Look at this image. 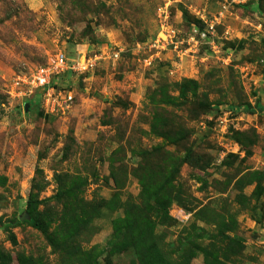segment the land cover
<instances>
[{
    "label": "rangeland",
    "instance_id": "obj_1",
    "mask_svg": "<svg viewBox=\"0 0 264 264\" xmlns=\"http://www.w3.org/2000/svg\"><path fill=\"white\" fill-rule=\"evenodd\" d=\"M0 264H264V0H0Z\"/></svg>",
    "mask_w": 264,
    "mask_h": 264
},
{
    "label": "built area",
    "instance_id": "obj_2",
    "mask_svg": "<svg viewBox=\"0 0 264 264\" xmlns=\"http://www.w3.org/2000/svg\"><path fill=\"white\" fill-rule=\"evenodd\" d=\"M58 65H60L61 67H63V65L65 64L64 58L62 56H60L57 60ZM49 69L46 68H42L38 71L37 75L35 76V82L39 85V86H44L46 84H48L49 82Z\"/></svg>",
    "mask_w": 264,
    "mask_h": 264
},
{
    "label": "trees",
    "instance_id": "obj_3",
    "mask_svg": "<svg viewBox=\"0 0 264 264\" xmlns=\"http://www.w3.org/2000/svg\"><path fill=\"white\" fill-rule=\"evenodd\" d=\"M4 228L7 227V225L3 226Z\"/></svg>",
    "mask_w": 264,
    "mask_h": 264
}]
</instances>
